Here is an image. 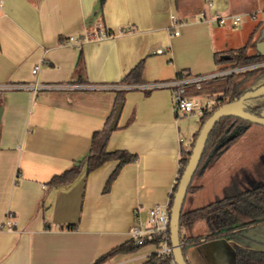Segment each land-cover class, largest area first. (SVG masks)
Returning a JSON list of instances; mask_svg holds the SVG:
<instances>
[{
	"label": "crops",
	"instance_id": "obj_1",
	"mask_svg": "<svg viewBox=\"0 0 264 264\" xmlns=\"http://www.w3.org/2000/svg\"><path fill=\"white\" fill-rule=\"evenodd\" d=\"M211 1L208 9L204 0H105L99 10L98 0H0V84L63 86L37 95L0 93V264H92L130 238L136 207L168 206L180 150L190 149L200 124L180 123L166 84L179 71L217 69L215 52L238 49L251 37L249 52L264 40L262 21L239 29L199 19L205 10L239 14L242 24L244 16H254L239 12L250 0ZM103 30L110 35L96 37ZM82 35L78 47L68 43L69 36ZM141 60L143 83L122 84ZM118 89H126L123 107L105 149L125 150L136 160L120 169L107 191L117 160L90 172L83 167L68 185H50L53 175L85 158L92 134L106 126L118 103ZM8 212L12 229L2 227ZM243 229L250 234L256 227ZM183 232L204 236L187 248L189 264H232L236 240L205 239L203 221ZM248 242L264 243L251 237ZM155 251L147 243L103 264H142Z\"/></svg>",
	"mask_w": 264,
	"mask_h": 264
},
{
	"label": "trees",
	"instance_id": "obj_2",
	"mask_svg": "<svg viewBox=\"0 0 264 264\" xmlns=\"http://www.w3.org/2000/svg\"><path fill=\"white\" fill-rule=\"evenodd\" d=\"M105 0H98V9L100 10ZM110 35V31H106ZM250 39L248 42L238 49H232L225 52H215L214 53V62L216 64H221L224 62V59L221 58L222 55H229L230 60L234 61L236 65H246L253 61L261 60L264 58V55H248L247 50L250 44ZM142 70H143V60L138 62L121 80L122 84L126 85H138L143 83L142 81ZM180 72V71H179ZM178 72V73H179ZM249 78L238 79L236 76L232 75L227 80L217 79L209 83L202 85L200 90L191 89V92L199 93L202 90H212L224 93L226 96L230 97L232 95H239L245 89L244 85L240 90H237V85L243 84L244 81ZM262 76L258 77V80ZM124 92L126 89H118L116 91V103L118 101H123ZM148 93V91H146ZM218 106L213 107L211 110L206 111L200 119V127L204 121L217 109ZM113 112L110 114L107 120L106 126L99 131H95L91 137L90 149L84 159L77 161L78 164H73L70 168L62 171L59 174L53 175L49 180V184L54 187H60L72 183L80 174L82 168H85L86 172H90L103 163L109 160H117L116 167L109 175L105 186L104 191H107L112 183V181L117 176L120 169L128 163H131L136 160V154L129 153L122 149H117L113 151H107L105 149L106 140L111 131L107 129L108 124L110 123ZM226 123L224 119L218 121L213 129L211 130L203 154L200 159L198 168L192 178L194 180L195 176L202 174L203 170L210 167L211 164L216 160V158L225 151L228 145L234 141L241 133H235L232 139L229 140V143L219 144L222 136L225 134ZM199 127V128H200ZM199 129L194 133L190 148L193 147L195 139L197 137ZM190 150H180L179 156V174L178 178L174 184L172 194L170 195V201L168 203V210H170L173 194L176 190L179 178L188 162L190 155ZM192 181L187 189L186 196L189 193H194L201 189V185H193ZM186 198V197H185ZM184 205V203H183ZM203 221L207 228V234L205 239L211 240L223 237L225 239H234L237 241V244L234 246V264H264V243L263 247H251L244 245L240 242L239 236L243 229L248 226L257 227L259 224L264 223V182L259 183L258 185L244 189L235 194L224 196L222 198L216 199L212 202H209L203 206L184 209L180 213L179 219V232H180V241L182 243V252L185 257V260L189 264L186 258L187 248L193 245H197L201 238L204 236H189L186 237L184 230L190 229L196 222ZM71 228V225H68ZM251 228H249L250 230ZM249 237H246L248 240ZM170 244V239H168ZM147 243H154L158 245V240H147L142 239L140 241L129 238L126 242L112 248L105 254L98 257L92 264H103L108 261L112 256L119 253H129L135 251L142 245ZM170 256H159L157 253H152L148 256L147 260L142 264H170Z\"/></svg>",
	"mask_w": 264,
	"mask_h": 264
},
{
	"label": "built area",
	"instance_id": "obj_3",
	"mask_svg": "<svg viewBox=\"0 0 264 264\" xmlns=\"http://www.w3.org/2000/svg\"><path fill=\"white\" fill-rule=\"evenodd\" d=\"M206 6L213 7L211 0H204ZM264 13V11H263ZM255 15V13H254ZM199 19L208 22H214L220 26H228L230 28H236L242 22V16L239 14H220L215 13L208 15L205 10H201L198 14ZM174 35L178 34V30L173 31ZM108 35L105 30L96 33V37H102ZM86 38V35L79 37L69 36L68 43L78 47L82 41ZM154 52L161 53V49H156ZM246 66H240L233 70H243ZM38 66L35 65L32 68V74H36ZM226 71L219 67L216 71L207 74H191L188 71H180L176 74L174 79L170 80L166 86L171 89L172 105L176 117L186 116H202L206 111L211 110L215 106H219L221 101V94L216 93L214 95H206L202 92L187 94V90H200L205 83L212 82L217 79L223 78ZM88 86V85H86ZM114 85L110 86L113 87ZM62 85L57 84H45L40 82L31 83H3L0 84V93L10 90H26L33 95H37L42 90L61 89ZM114 88V87H113ZM142 214L145 216L142 218ZM134 222L128 229L130 238L140 241L142 239L158 240L156 245V251L159 256H170V264H175L172 257V248L169 244V210L167 205L155 204L150 207L138 206L134 209ZM2 227L12 229L15 227V223L11 217V213H7L6 220L2 224Z\"/></svg>",
	"mask_w": 264,
	"mask_h": 264
},
{
	"label": "rangeland",
	"instance_id": "obj_4",
	"mask_svg": "<svg viewBox=\"0 0 264 264\" xmlns=\"http://www.w3.org/2000/svg\"><path fill=\"white\" fill-rule=\"evenodd\" d=\"M177 1L178 4L184 5L185 0ZM240 8L241 10H239V12L248 13L250 11H255V15L253 17L250 15L244 16V21L242 24H239V29L250 28L256 21H262L261 26L264 27V4L259 2L255 3L250 0L244 2ZM263 29L260 32L261 34L262 32L264 33ZM240 32L241 31L237 32L236 35ZM254 53V49L249 52L247 51V54ZM216 70L217 69H213L209 73ZM201 92L208 96L220 93L218 91L206 89ZM192 93L194 92L187 90L186 95ZM179 118L181 124L185 123L193 128H196L197 124H200L199 117ZM221 141L222 140H220L219 144ZM263 182L264 127L252 126L241 132V134L228 145L225 151L216 158L210 167L204 169L202 174L195 176L192 184L201 185L202 187L200 190L189 193L186 196L183 208L191 209L200 207L216 199L235 194ZM246 237L264 241V223L259 224L250 234H247L246 231H242L239 236V240L242 244L257 247L255 245H250Z\"/></svg>",
	"mask_w": 264,
	"mask_h": 264
},
{
	"label": "water",
	"instance_id": "obj_5",
	"mask_svg": "<svg viewBox=\"0 0 264 264\" xmlns=\"http://www.w3.org/2000/svg\"><path fill=\"white\" fill-rule=\"evenodd\" d=\"M257 53L264 55V40L255 44ZM221 58L228 59V55H222ZM264 92V86L256 90L247 91L239 97V99L230 101L217 107L216 110L204 121L199 128L194 145L191 148L188 162L179 178L176 190L173 194L171 207L169 210V239L172 248V257L175 264H188L182 252V243L180 241L179 219L182 206L186 197L187 189L192 178L198 168L201 156L203 154L208 136L215 124L224 117H234L241 120L249 121L254 124L264 125V117H259L244 110V99L257 96ZM123 107V101H118L115 106L112 119L108 124V130L112 131L116 128ZM3 107L0 105V121ZM229 137L228 141L232 139ZM78 164V163H76ZM224 243L225 241L222 240ZM263 247V246H262ZM231 263L234 264V248L230 250Z\"/></svg>",
	"mask_w": 264,
	"mask_h": 264
},
{
	"label": "flooded vegetation",
	"instance_id": "obj_6",
	"mask_svg": "<svg viewBox=\"0 0 264 264\" xmlns=\"http://www.w3.org/2000/svg\"><path fill=\"white\" fill-rule=\"evenodd\" d=\"M258 54L259 53H257L255 49V53L250 55H258ZM240 66H246V68L243 70H233ZM220 67L226 71L225 75L221 79L227 80L232 75L236 76L238 79H242L246 77L249 78H247L243 84L237 85L236 88L237 90H240L241 87H243V85L245 87V89L239 95L237 96L232 95L228 97L224 93H221V101L219 106L228 103L230 101L239 99V97L247 91L256 90L264 86V58L261 60L253 61L246 65H236L234 61H231L230 58H228V59H224V62L221 63ZM260 76H262V78L258 80V77ZM243 103L245 105L244 106L245 111L259 117H264V92L260 93L257 96L244 99ZM222 119H224L226 126H225V134L222 136L221 139L222 141L220 144L229 143L228 139L230 136L234 135L235 133H241L252 126L264 127V125L254 124L249 121L241 120L234 117H224Z\"/></svg>",
	"mask_w": 264,
	"mask_h": 264
}]
</instances>
